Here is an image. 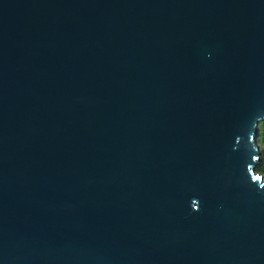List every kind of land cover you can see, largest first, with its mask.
Masks as SVG:
<instances>
[{
    "label": "water",
    "instance_id": "95a60500",
    "mask_svg": "<svg viewBox=\"0 0 264 264\" xmlns=\"http://www.w3.org/2000/svg\"><path fill=\"white\" fill-rule=\"evenodd\" d=\"M264 0H0V264H264Z\"/></svg>",
    "mask_w": 264,
    "mask_h": 264
},
{
    "label": "trees",
    "instance_id": "16d2710c",
    "mask_svg": "<svg viewBox=\"0 0 264 264\" xmlns=\"http://www.w3.org/2000/svg\"><path fill=\"white\" fill-rule=\"evenodd\" d=\"M262 137H264V131H262L259 124L258 144L260 146L261 151V164L257 168V171L260 173H264V140H262Z\"/></svg>",
    "mask_w": 264,
    "mask_h": 264
},
{
    "label": "clouds",
    "instance_id": "9594fccd",
    "mask_svg": "<svg viewBox=\"0 0 264 264\" xmlns=\"http://www.w3.org/2000/svg\"><path fill=\"white\" fill-rule=\"evenodd\" d=\"M260 127H261L262 131H264V121H262V122L260 123ZM262 140H264V137H262Z\"/></svg>",
    "mask_w": 264,
    "mask_h": 264
}]
</instances>
